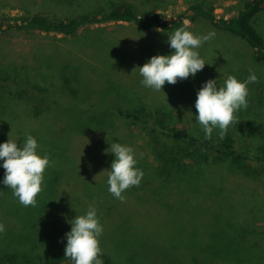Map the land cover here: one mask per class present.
<instances>
[{
    "label": "rangeland",
    "instance_id": "1",
    "mask_svg": "<svg viewBox=\"0 0 264 264\" xmlns=\"http://www.w3.org/2000/svg\"><path fill=\"white\" fill-rule=\"evenodd\" d=\"M63 1L35 2L27 4L19 10L5 8L0 11V19H5L8 24H14L17 18L36 14L57 18L63 16L65 10L68 9V6H62ZM234 1L217 0L214 6L217 18L235 15L234 11L226 15L229 6H232ZM189 4L188 0H180L177 3H170L166 8L157 9L156 12L163 14L168 21L178 20L185 18L189 13ZM253 26L264 40V11L255 17ZM184 28L196 35L206 34L209 31L215 32L214 37L205 41L198 49L199 55L208 64H205L195 77L190 75L189 78H178L174 84L166 82L163 86L165 93L144 87L140 83L142 77L139 75L138 68H135L142 66L152 55L169 54L173 51L167 44V34L171 35L172 33L164 29L140 32L132 23L110 22L83 26L75 37L42 31L20 30L16 27L0 34V50L3 53L2 65L9 67V65L15 64L19 70L25 69L22 72L23 76L28 72L25 79L35 77V75L41 74V71L45 73L48 68H59L54 61L59 53L64 55V62L69 61L71 65H78L81 78L78 79L80 86L76 90H79L81 97L79 98L70 89L66 90V96L71 101L76 96L79 99L83 98L82 104L80 103L83 108L67 105L64 108L65 115L78 116L79 109L82 113L85 109L90 112V110H95L96 106L101 105V107L113 108L114 121L115 124L117 123L112 130L108 129L109 124L107 123L97 129H86V132L104 131V133L92 132L87 138L85 134H78L81 136L77 141L79 147L77 148V144L74 145L77 149L71 153L73 162L67 169L54 173L46 168L48 174H44L43 182L53 178L54 174L57 176V180L53 184L55 189L49 194L48 202L40 203L45 202L47 198L46 189H44L45 191L37 194L35 206H24L12 195L10 188L0 184V223L4 225L3 232H0V264H8L6 257L12 256H16V260L10 264H60L53 255L56 249L49 242L53 237L48 239L52 234L50 230L53 233L65 234L71 227L67 221L74 218L75 215L84 214L90 204L97 208L99 221L103 225V232L99 237L102 254L108 256L113 264L114 259L116 261L124 260V257H121L115 250L117 245H114L113 234L115 223L119 224L120 221L121 214L115 208V201H119V199L108 192L106 182L110 162L114 156L105 153L104 150L114 140L133 147L138 161L136 167L141 169V167H147L149 162L154 163V169L148 168L147 175H144L143 172L139 185L126 189L122 193L124 199L120 200L123 207H133L132 213L127 212L124 215H127L128 223L129 220L134 223L133 230H136L137 233L141 234V229L151 226L148 224V218L170 219L169 216L175 214L180 217L189 215L196 221H200L201 232L205 230L204 227L208 228V225L216 217H227V222H230L229 232L238 235L249 231L248 225L253 230H264V169L257 163L251 166L245 164L241 166L221 155L214 158L218 182L219 184L226 182L223 192L225 200L222 201L218 189L213 186L217 183L212 179L214 171L210 173L207 157L203 159L198 156L193 159L184 157L177 159L175 164L167 162V165L165 164L167 155L153 149L154 139L148 132L144 131L142 127L133 129L128 123L117 117L118 111H133L139 105L144 104L151 110L160 109L172 113L176 116L173 118L177 126L187 127L191 132L198 133L199 136L201 133L205 138L202 127L194 122L196 113L194 102L197 90L204 81L210 78L217 79L218 86H222L228 75L244 80L251 70L258 79L247 85L249 90L248 106L235 113L236 121L228 126L222 137L218 135L219 130L214 129L210 139L213 138L212 143H219L227 135H232L236 138L238 151L247 153L257 151L264 154V63L256 61L255 50L246 40L214 27L204 19H199L194 23L187 22ZM56 60L58 61V58ZM16 66H11V68L15 71ZM11 68H9V72L13 80L9 82V85H15L18 81H15V72ZM54 73L60 74V70H56ZM17 74L19 75V73ZM36 78L29 79L32 80L28 83L31 98L40 99L43 97L52 105L53 98L49 96L50 100H48L47 92L39 91L37 87H41V85ZM26 83L22 81L20 85L24 87ZM55 109L57 108L55 107L54 111ZM53 118V114L47 116V119ZM64 119L65 117L58 116V125H61V120ZM0 120L7 129H11L8 135L0 136V142H4L8 138L20 139L22 123L18 124L19 127L16 123L22 122V118L18 113L5 112L0 115ZM30 134L34 137H43L45 132L39 128ZM101 136H103V141ZM166 139L167 137L161 135V139L156 140L157 144L160 147L169 146ZM239 172L241 176L238 180L239 184H228V181L236 179V177H229ZM156 175L159 178L155 179ZM0 179H2V175H0ZM90 179L95 180L92 182L94 195L89 192ZM164 179L171 182L174 188L170 186L174 190L162 185L157 191L152 181ZM209 180L211 183H208ZM143 185L145 187H141ZM136 188H143V190L138 192L139 189ZM233 200H236L237 205ZM216 204L228 212L226 217L212 210ZM138 217H140L139 220ZM240 219H245L246 223L243 225V222H239ZM11 221L18 222L20 228L7 227ZM42 227L44 232L41 234L38 230ZM129 233H133V235L130 234L131 236L137 235L133 231ZM222 241L223 243L227 242L226 239ZM220 242L221 240H217V244ZM243 242V239H238L239 247H243ZM190 244L192 247L196 246L194 243L192 245V242ZM231 244L232 240L230 239L229 245ZM148 248L152 253L144 251L141 246L132 244L127 253L129 254L130 250L134 252V255L137 253L135 258L138 261L137 264H151V255L159 258L162 250L158 244L149 245ZM233 250L231 249L229 252L239 255ZM255 260L264 264V253L259 251Z\"/></svg>",
    "mask_w": 264,
    "mask_h": 264
},
{
    "label": "trees",
    "instance_id": "2",
    "mask_svg": "<svg viewBox=\"0 0 264 264\" xmlns=\"http://www.w3.org/2000/svg\"><path fill=\"white\" fill-rule=\"evenodd\" d=\"M51 1L53 0H0V11L5 8L19 10L23 9L27 4L35 2L48 3ZM178 1L180 0H64L62 6H68V9L63 13V16L66 15V17L49 18L43 14H36L21 17L20 19L17 18L14 24H8L5 19H0V34L16 27L20 30L42 31L67 37H75L79 29L83 26L110 22L132 23L140 32L161 28L173 33L177 28L186 27L187 22L194 23L199 19H204L214 27L228 31L246 40L255 50L256 61L264 63V40L253 26L255 17L264 11V0H235L236 2L234 1V4L229 6L226 15H229L231 11L236 12V14L221 19L217 18L214 13V6L217 0H188L190 2L189 13L185 18H179L173 21H168L164 18L163 14L156 12L157 9L166 8L170 3H177ZM2 54L0 50V115L12 111L18 113L22 118V122L18 121L16 123L17 127L22 123L20 139L17 140L19 143L25 135L32 133L36 129L41 128L45 132L43 137L37 136L39 138H35L38 141L37 151L41 155H47L51 162L50 166L47 167L48 170L56 173L59 170L67 169L72 164L73 158L71 153L79 147L77 141L81 136H78V134H85L87 138L92 132L104 133V131L86 132V129H97L107 123L109 124L108 129L112 130L117 125L114 121L113 108L101 107V105L96 106V109L90 110V112L85 109L84 113H82L79 109L77 111L78 116L71 117L65 115L64 108L67 105H75L78 108H83L81 105L83 98L79 99L81 95L79 90H76L80 86V82H78V79L81 78L79 75V67L76 64L71 65L69 61L64 62L63 54L59 53V56H56L58 61L56 60L57 58L54 60L59 68H48L45 73L41 71V74L30 77L34 79L37 77L36 79L37 81L39 80L41 85L40 87L35 83L39 86L37 88H39V91L47 92L48 98L49 96L53 98L52 105L46 98H31L28 83L32 80L30 81V78L25 79L28 76V72L23 76L22 72L25 69L19 70L15 64H11L9 67L3 66ZM11 66H16L15 71ZM9 68L15 72L14 78L16 82L18 81L15 85H9V82L13 80ZM56 70H60V74L54 73ZM22 81L27 82L24 87L20 85ZM69 89L73 90L79 98L76 96L72 101L69 100L66 96V90ZM55 107L57 109L54 111ZM49 114H53L54 118L47 119ZM58 116L65 117L64 120H61V125H58ZM173 116L176 117L165 110H151L144 104L139 105L133 111H118L117 113L118 119L124 120L131 128L142 127L144 131L151 135L154 139L152 144L153 149L157 152H164V155H167V158H165L167 161L164 160L165 164L167 162L168 164H175L177 159L184 157H190L191 159L195 156L201 159L207 157L210 173L214 171L212 173V179L217 183L213 186H216L218 189L222 201L225 200L223 192L226 182L223 184H219L218 182L219 179L217 178L216 167L214 166L216 164L214 158L217 155L231 159L237 165L243 166L245 164L251 166L257 163L258 166L264 169V154H260L257 151L250 153L238 151L236 148L237 141L234 136L227 135L221 142L212 143L214 141L213 138L206 139L201 133L199 136L198 133L191 132L187 127L180 128L177 126ZM56 125L57 127L55 128ZM10 131L11 129H7L0 120V136L4 137ZM161 135L167 137L166 140L169 142V146L160 147L157 144V141L161 139ZM101 140L103 141V136H101ZM75 144H77V148L74 146ZM198 166L200 167V165ZM148 168L154 169V163L149 162L147 167H141L145 173L144 175H147ZM0 175L3 178L4 169L2 167H0ZM52 177L51 179L45 180L42 184V191L46 189L47 198L45 202L40 203L48 202L49 194L55 189L53 184L57 180V176L54 174ZM157 177L158 175H156L155 179ZM235 177L236 179L228 181V184H239L238 180L241 178L240 172L229 178ZM211 180L208 183H211ZM93 181L95 180L90 179L89 192L94 195V190L92 189ZM159 181H152L157 191L159 190V186L162 185L174 190L171 182H167L166 179ZM141 187H145V185ZM141 189L143 190V188H140L138 192ZM233 202L237 205L236 200H233ZM115 206L121 215L119 216V224L115 223L116 226H114V245H117V249L115 250L121 257H124V260L118 259V263L114 259V264H137L138 261L135 259L137 255L136 251L134 250L136 255L131 250L129 254L127 253V250L131 249L132 244L141 246L144 251L150 253L152 251L149 250V245L158 244L161 246V256L158 258L157 256L151 255V264H260L255 260L256 255L259 251L264 253V230H253L248 225L247 228L249 231L245 232V234L238 235L229 232L230 222L226 220L228 212L218 204H216L215 208L212 207V210L226 218L216 217L208 225V228L204 227L205 230L203 232L200 229V221H196V219L189 215H182L180 217L178 214H175L174 216H169L170 219L148 218V224H151V226L146 229L143 228V230L141 229V234L133 230L135 227L134 223H131L129 219L128 223L127 215H124L127 212L132 213L131 210L133 207H123L120 200L115 201ZM139 218L137 219L139 220ZM239 222H243L242 224L244 225L246 220L240 219ZM9 226H12L13 229L20 228L18 222L13 223L11 221L7 227ZM48 230H50L49 227ZM131 231L137 235L131 236L130 234L133 235V233H129ZM38 232L42 234L44 232L43 227ZM50 232L52 234L49 235L50 237L48 239L53 237L52 240H49L50 245L56 249L53 255L60 264H72V261L64 256V246L66 244L64 234L53 233L51 230ZM223 239H226L227 242L223 243ZM230 239L232 240L231 245H229ZM238 239L244 240L243 247H239L237 243ZM188 240L192 242V245L194 243L196 246L192 247ZM217 240H221V242L217 244ZM231 249H234L233 251L239 255L230 253ZM6 259H8L7 262L10 264L16 260V256L6 257ZM102 260L103 264H113L105 254H102Z\"/></svg>",
    "mask_w": 264,
    "mask_h": 264
},
{
    "label": "clouds",
    "instance_id": "3",
    "mask_svg": "<svg viewBox=\"0 0 264 264\" xmlns=\"http://www.w3.org/2000/svg\"><path fill=\"white\" fill-rule=\"evenodd\" d=\"M215 32L196 35L186 28H177L171 35L167 34V44L173 51L169 54L152 55L142 66H137L140 83L154 91H163L165 83L174 84L179 79L195 77L205 64L198 49L214 37ZM257 75L250 70L244 80L228 75L222 86L217 79H208L197 90L194 106V122L198 123L210 139L214 129L223 136L228 126L236 121L235 113L248 106L249 83H254ZM164 92V91H163ZM165 93V92H164ZM38 141L31 134L20 141L8 138L0 142V167L4 169L0 184L12 190V195L24 206H35L37 194L42 191L44 172L50 166L47 155L38 151ZM114 158L110 162L107 185L108 192L115 198L123 200L122 193L131 186L139 185L143 177L142 169L136 167L137 158L131 145L114 140L105 150ZM71 227L64 234L66 244L64 256L72 264H103L99 237L103 225L99 221L97 208L89 205L82 215H75L67 221ZM4 225L0 223V232Z\"/></svg>",
    "mask_w": 264,
    "mask_h": 264
}]
</instances>
